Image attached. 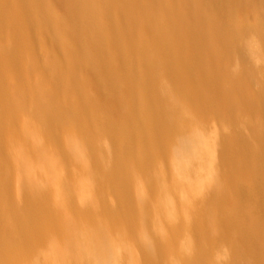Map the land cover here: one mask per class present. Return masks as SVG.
I'll return each instance as SVG.
<instances>
[{
    "label": "bare ground",
    "instance_id": "1",
    "mask_svg": "<svg viewBox=\"0 0 264 264\" xmlns=\"http://www.w3.org/2000/svg\"><path fill=\"white\" fill-rule=\"evenodd\" d=\"M0 264H264V0H0Z\"/></svg>",
    "mask_w": 264,
    "mask_h": 264
},
{
    "label": "rangeland",
    "instance_id": "2",
    "mask_svg": "<svg viewBox=\"0 0 264 264\" xmlns=\"http://www.w3.org/2000/svg\"><path fill=\"white\" fill-rule=\"evenodd\" d=\"M244 15H246V14H244Z\"/></svg>",
    "mask_w": 264,
    "mask_h": 264
}]
</instances>
